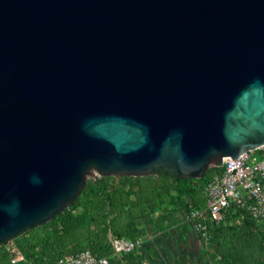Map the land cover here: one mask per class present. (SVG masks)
I'll use <instances>...</instances> for the list:
<instances>
[{
  "label": "water",
  "instance_id": "obj_1",
  "mask_svg": "<svg viewBox=\"0 0 264 264\" xmlns=\"http://www.w3.org/2000/svg\"><path fill=\"white\" fill-rule=\"evenodd\" d=\"M261 148L264 0H0V248L90 179Z\"/></svg>",
  "mask_w": 264,
  "mask_h": 264
},
{
  "label": "trees",
  "instance_id": "obj_2",
  "mask_svg": "<svg viewBox=\"0 0 264 264\" xmlns=\"http://www.w3.org/2000/svg\"><path fill=\"white\" fill-rule=\"evenodd\" d=\"M221 172L213 167L201 179H174L167 172L90 179L67 210L15 240L26 258L21 264H54L87 250L108 264H145L138 250L115 255L111 240L134 241L174 227L184 231L179 212L205 208L203 191ZM202 222L213 231L211 242L221 264H264V224L247 211L231 209L218 225ZM38 229L43 231L35 233ZM11 259L4 245L0 264H13Z\"/></svg>",
  "mask_w": 264,
  "mask_h": 264
},
{
  "label": "built area",
  "instance_id": "obj_3",
  "mask_svg": "<svg viewBox=\"0 0 264 264\" xmlns=\"http://www.w3.org/2000/svg\"><path fill=\"white\" fill-rule=\"evenodd\" d=\"M219 167L222 168L221 174L215 175L203 191L205 208L191 213L179 212V221L183 224L193 222L195 229L202 232L206 229L202 221L218 225L231 209H239L247 211L257 223L264 224V148L249 150L234 160L225 158ZM111 243L117 256L138 250L147 258L152 248L148 236L134 241L112 239ZM5 246L13 264L26 262L15 240ZM54 264H108V259L87 250L61 258Z\"/></svg>",
  "mask_w": 264,
  "mask_h": 264
},
{
  "label": "rangeland",
  "instance_id": "obj_4",
  "mask_svg": "<svg viewBox=\"0 0 264 264\" xmlns=\"http://www.w3.org/2000/svg\"><path fill=\"white\" fill-rule=\"evenodd\" d=\"M183 226H186L184 231L182 227H174L158 234L149 231L147 236L151 239L152 248L147 253L145 264H221L211 242L213 231L210 232V228L206 227L207 229L199 232L193 222H187ZM41 231L43 230L38 229L34 232Z\"/></svg>",
  "mask_w": 264,
  "mask_h": 264
}]
</instances>
